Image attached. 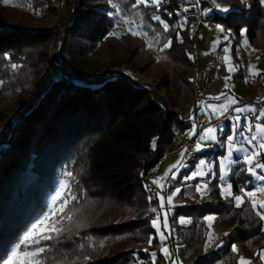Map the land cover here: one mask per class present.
<instances>
[{
	"label": "trees",
	"instance_id": "obj_1",
	"mask_svg": "<svg viewBox=\"0 0 264 264\" xmlns=\"http://www.w3.org/2000/svg\"><path fill=\"white\" fill-rule=\"evenodd\" d=\"M90 1L81 0L77 5L78 18L61 25L56 32L53 25L34 30L11 25L0 13V114L10 105L22 103L13 130L9 133V123L2 124L6 125V134L0 141V258L9 256L45 210L59 170L65 167L72 173L77 199L71 207L78 216L74 224L67 226L59 242H47L51 247L44 254L45 264L173 263L161 251L152 226L160 203L151 195L149 181L143 179L142 172L150 173L165 152H173L177 135L188 129L191 122L172 113L152 89L135 85L125 76L102 81L103 77L92 76L95 81L84 84L65 74L53 79L47 53L55 35L58 40L63 38L57 46L59 60L62 68L68 69L72 65L65 53L68 45L79 49V53L93 52L109 32L112 19L93 12L87 3ZM116 1L129 10L136 3V0ZM236 1V9L226 15L215 14L212 21L232 29L237 36L246 28L249 40L258 44L259 49L264 48V0ZM45 3L44 15L54 16L56 6L52 0ZM97 8L103 11L102 7ZM155 8L138 11L162 30L163 43L173 38L171 47L163 54L184 69L179 72L181 83L178 78L175 83L168 82L172 104L178 108L183 85L190 83L185 69L195 64L185 50V43L191 45L192 39L187 30L182 43L177 39L173 28L174 19L179 16L177 6L176 10L173 4ZM153 12L160 13L169 22L168 31L153 20ZM78 35L85 40V45L71 40ZM245 77L246 65H241L234 80L240 81L248 91L244 100L251 102L257 98L262 81L257 78L246 82ZM30 99L32 102H28ZM259 104L264 106V98ZM216 151L224 153L221 147ZM206 155L207 152L198 153L194 160ZM244 169L245 165L238 163L232 170L231 182L236 195L242 194L241 189L253 188V177ZM218 184L215 178L202 201L176 207L171 221L182 235V245L172 253L176 252L178 259L190 260L199 238L198 222L207 214L215 213L219 215L217 225L222 223L231 229L222 237L229 238L225 252L238 240L244 245L251 264H264L257 255L264 250V220L248 198L239 207L231 199H224ZM153 208L157 211L152 212ZM182 215L193 217L189 232L176 222ZM153 237L150 244L149 239ZM240 251L235 254L238 264ZM220 258L219 252L214 258H199L194 264H214Z\"/></svg>",
	"mask_w": 264,
	"mask_h": 264
},
{
	"label": "rangeland",
	"instance_id": "obj_2",
	"mask_svg": "<svg viewBox=\"0 0 264 264\" xmlns=\"http://www.w3.org/2000/svg\"><path fill=\"white\" fill-rule=\"evenodd\" d=\"M45 1L46 0H9V4L5 5L3 0H1L0 13L9 19V21L12 23L11 25L30 30L39 29L47 25H53L55 27V32L57 31L58 27L70 23L72 19L78 18L79 16L77 5L81 3V0H52L53 4L56 6V14L54 16H50L48 14L44 15L47 10V3H45ZM87 3L90 4L92 11L96 12V14L102 13L104 15H108L112 19L109 32L105 38L99 42L93 52H87L83 50V52L79 53V49L74 50V46L68 45L65 53L67 54L70 64H72L68 69H63L59 60V48L57 46L59 41H62L63 38L58 40V36L55 35L49 43L47 53L49 63L51 65V72L54 76L53 79H59L63 76H58V72L56 71L57 69H59L62 73H65V75L70 79L77 81L79 84H84L85 82L89 81L93 82L95 81L93 77H103V79L100 80L102 81L105 79H110L111 77L114 79L116 76H125L129 78L135 85L152 89L155 94L163 98L162 99L158 97L159 100L166 102L165 104H167L168 109H170L172 113L174 111L180 114L184 121L190 119L191 126L184 132L177 135V139L174 144V150L170 156L165 158L160 164L158 169L159 173L157 175L154 174V172L150 173L148 178V176L145 177L142 172L143 179L145 181H149L148 183L150 185L151 195L153 197L158 196L157 198L159 203H161L159 197L164 196L160 190L164 189L165 182L168 183L166 196H164V206L160 207L156 218L153 219L156 220L159 217V230H157L155 227L153 228L155 229L156 235L161 243V251L164 247H167L171 253L170 242L168 244V239L172 237L169 235V233H172L173 231V234L176 236V231H178V229L175 227L172 230L169 209L165 206L167 203V196L171 195L177 187H179L181 191L182 187H187L183 195H188L194 188L196 189L197 184L202 185L205 180H208L209 187L215 178L218 179L220 174L218 158L224 157L226 155V148H223L224 153L221 154L217 153L216 149H218L220 147V143H223L226 140V137L231 134L232 125L236 123L235 121H232V124L228 126V130L226 129V125H221L218 127L206 126L200 130V132H198V118H196V113L199 111L201 114L204 113L208 116L212 114L213 116H216L221 115L222 108H227L228 111H233L234 116L240 115L242 117L240 126H244L243 128L247 131V125L250 124V118L248 117L249 111L236 113L234 109L245 108L246 106H255L257 109V106L252 103L249 104L247 101H245L246 103H242V98L245 96V91L240 84V81H235L236 84H232L231 82L234 80V76L236 74L235 61L239 62V66H247L246 75L248 73L247 70L250 67L251 73L249 72L248 79L245 77L246 82L247 80H257L258 75L254 76L253 73L259 70H264V48H261L259 51L258 44L249 40L246 28H242L240 35L237 36L233 30H227L226 27L221 24L211 25L209 20H205L204 23L197 26L195 20L188 21L187 19L188 22H182L180 21L179 17H175L173 28L176 32L177 39L180 43H182L181 38L184 40V30L189 32L192 39V44L190 45L188 42H186L185 50L188 58L191 59L193 63L196 62L193 66L187 67V69H185L190 83H185L183 85V95L180 98L181 106L175 108V105L173 106L172 104L173 98L170 93L171 86L168 87V82L169 84L172 81L175 83L177 82V78L180 80L179 72L184 69L179 65L172 63L168 58H166L167 56L165 57L163 54V52L167 49L164 47V45L169 40L172 41L173 38H168L164 43L161 41L162 30H160V28H158L155 24L151 23L142 12L138 11L141 8L146 7L142 4H138L137 0L135 4L137 5L136 7L139 8L137 9L132 6L131 10L122 8V6L118 4L116 0H91ZM74 4H76V7H73ZM163 4H173L176 10V3L171 0H162V3L159 7L156 5H151L148 7L154 6L156 7L155 9L159 10ZM114 5L115 7H113ZM97 7H102L103 11ZM154 16L160 17V20L153 19L155 22L161 23L162 27L163 23L166 22L170 28L169 22L164 20L160 13L153 12L152 18ZM125 19L129 20L131 26L137 28V30L147 32V38L142 35H132L128 31L129 25H125L123 23ZM217 25L222 26L224 31H219L217 29ZM113 33H116L117 35H113ZM225 37H227V39H225ZM71 40L79 42L80 45H85V40H83L80 35L74 37V39L72 38ZM148 43H151L152 46L148 47ZM225 47L229 49L228 52L223 50ZM226 56L229 57L228 60L224 59ZM254 57L255 60L250 62L249 60L254 59ZM221 59L222 63L224 64L223 70L218 67V63ZM229 65L234 66V71L231 73L228 71ZM227 73L229 74L227 75ZM229 76H231V79L226 81L225 78ZM220 81H223L224 84L221 85V91L218 96H220L221 93H225L226 97L221 96L219 100H216L213 99L214 96H211L209 91L215 90V86L218 87L220 85ZM226 82L229 85L228 88H225ZM94 86L98 85L94 84ZM233 98L237 99L239 103L230 104V101ZM28 102H32V99H30ZM21 104L22 103L12 104L13 106L10 105V107L5 110V113L0 114V141L1 138L3 139L4 135L6 134L4 132L6 125L3 126L2 124L4 123L8 125L9 123V133L13 130L16 120L19 118ZM209 105L214 106L216 110L213 111L212 108H209ZM257 112L258 111L252 113L257 114ZM243 118L246 119V125H242ZM208 127H212L217 130L215 135L217 136L218 142L199 141L200 135H202L204 130ZM193 131H195V135L192 134ZM246 131L245 134L247 135ZM226 132V136L223 137ZM185 137H196L198 142L205 145L203 150L197 151V153L203 154L204 152H207V155L199 157L196 160L193 159L194 161L185 159L183 157L181 165L173 167L174 165H177L178 161H181V153L184 152L185 154L184 147L182 146L183 139ZM158 142L159 141H157V144ZM238 142L240 141L238 140ZM2 147L4 148V146ZM154 147L156 150L157 147L155 142ZM201 159L213 163H210L209 165L204 166L202 169H199L198 161ZM196 170H203L209 173V175L204 178L197 177L196 179H183V177L189 176L190 173ZM213 172L216 174L215 176L212 175ZM68 173L71 172L67 168H60L55 190L48 195L46 199L45 210L37 216L31 226L38 220L43 219L45 216H48V219L41 226V231L44 229H50L53 226L63 227L66 229L67 226H69L72 222L73 224L75 223L74 221L77 219L78 212H75L72 209L71 204L77 199V194L76 190L74 191L72 187V176H69ZM153 181H159V184L153 183ZM161 185H163V187H161ZM68 193H71V195L75 196L76 199L65 205L63 210L58 214L53 215L54 210L60 208L62 199ZM179 194L173 197L172 204L169 205L174 206L175 199L179 196ZM69 213L73 214L71 221L64 218ZM164 213H167L166 220ZM215 215L216 217L214 223L212 224V228L217 233V238L213 243L206 244L208 233L212 231V228L208 227V224L205 220L206 216H204L197 224L199 238L195 242L196 250L191 259L188 261L184 260L183 258L178 259L179 256L175 252L173 253L172 258H169V260L177 261L178 259V264H194V262L199 258H214V254L220 252L221 258L214 264H238L235 254H239V250H241L240 252L246 256L245 250L243 249L244 245L237 240L230 246L227 253L225 252L229 238L224 240L222 237L226 236L225 233H230L231 229L229 227H224L222 223L217 225L219 215ZM57 221H59V223H57ZM176 222L180 227H184L187 232H189V228L192 227L194 223L192 221L189 225L186 223L183 225L178 222V219ZM160 232H163L167 239L161 240ZM178 235L179 232L177 236ZM178 239L179 237L176 238V240ZM222 242H224V245L219 247ZM16 246L11 249L9 256L6 259L10 258L11 253ZM233 246H235L237 251L230 253L231 249L233 250ZM261 253H264V250ZM239 257L243 256L239 255ZM246 259H248L247 256Z\"/></svg>",
	"mask_w": 264,
	"mask_h": 264
},
{
	"label": "snow or ice",
	"instance_id": "obj_3",
	"mask_svg": "<svg viewBox=\"0 0 264 264\" xmlns=\"http://www.w3.org/2000/svg\"><path fill=\"white\" fill-rule=\"evenodd\" d=\"M213 4L217 9L223 12H228L230 9L228 6L220 5L216 3V0H212ZM3 3L5 5L9 4V0H3ZM138 4H142L145 7L151 6V5H156L159 7L162 3V0H137ZM137 5L134 4L133 7H136ZM30 7V5H29ZM115 7V5L113 6ZM211 11V9H209ZM39 14V13H37ZM153 19L155 20H160L159 16H154ZM125 25H129L128 31L132 35H142L145 38H147L148 34L147 32H142L137 30V28H134L131 26L129 20L125 19L123 21ZM134 23V22H132ZM182 27V26H181ZM163 29L164 31H168L169 25L165 22L163 23ZM217 29L221 32L224 31V28L220 25H217ZM113 35H117L116 33H113ZM227 39V37H225ZM181 42H183L181 38ZM172 41L169 40L164 47L168 48L171 47ZM148 47H151V43H148ZM163 50V49H161ZM225 52H228L229 49L225 47L223 49ZM225 60H228L229 57H224ZM12 67L15 69L17 68V65L13 64ZM228 71L231 73L234 71V66L229 65ZM253 75H259V73L254 72ZM228 79H231V76L226 77L225 80L227 81ZM229 85L227 82L225 83V88H228ZM221 96H225V93H221L220 96L214 97L213 99L219 100ZM239 101L235 98H233L230 101V104H238ZM209 108H212L213 111H215V107L212 105H209ZM222 112H227V108H222ZM234 111L236 113H243L244 111H249V112H256L257 109L255 106L248 107L246 106L245 108H235ZM261 117H264V110H260V115L256 117V119H260ZM233 120L236 122L232 125V132L230 135L226 137V140L223 143H220V147L226 148V155L224 157H220L219 159V176L218 180L220 183L217 185L221 189V193L225 199H231V201L234 203L235 206L239 207L241 206L246 198H249V202L252 204L253 209H257V214L261 215V218L264 219V200H256L253 199L254 197L257 196L258 193H264V184H259L254 191L252 190H244L241 189V192L243 195H236L232 191L233 185L228 181V177L232 171L231 165L241 163L243 165H246V170L247 173L249 174L250 177L255 178L256 181L258 182H264V160L260 159L262 155H264V125L262 124H248L247 125V133L248 135L245 134V129L240 126V122L242 120V117L240 115H236L233 117ZM216 129L212 127H208L204 130L203 134L200 135L199 141H217V136L215 135ZM254 133V134H253ZM195 135V131L192 133ZM244 141L246 144L249 146L248 148L243 147L242 145L240 147L236 146L237 141ZM218 142V141H217ZM204 144L197 142L195 145V148L193 151H202L204 148ZM211 146V145H208ZM185 152L188 150L185 149ZM240 153V157L233 159L235 153ZM184 157V152L181 153V161L177 162V165H174L173 167H177L181 165ZM210 163L213 162H208L204 159H201L198 161V166L199 169H202L204 166L209 165ZM171 171V170H170ZM69 176H71V173H68ZM209 173L203 171V170H196L193 171L192 173L189 174L187 177H183L184 180H189V179H196L197 177H207ZM213 176L216 174L213 172ZM251 181H249L250 183ZM153 183L159 184V181H153ZM208 184L209 181L205 180L204 183L197 184L196 185V190L200 192L201 197L203 198L208 194L207 189H208ZM163 187V185H161ZM181 192V189L179 187L175 188L173 193L169 196H167V203L172 204L173 197ZM76 197L71 195V193H68L61 202L60 208L57 210H54L53 215L58 214L60 211L63 210V207L67 205L70 201L75 200ZM151 199V197L149 198ZM161 206L163 207L165 197L160 196L159 197ZM152 212H156L157 209L153 208L151 210ZM165 220L167 217V213H164ZM65 219L71 221L73 218V214L69 213L67 214ZM48 219V216H45L43 219L38 220L36 223H34L30 229L24 234L22 239L20 240L19 244L13 249L10 258L8 259H3L0 258V264H45V259H44V254L46 251L51 247L50 244L46 243L48 241L56 240L59 242L60 236L66 231L65 228L63 227H51L50 229H44L41 231V226L45 223V221ZM215 217L213 216H207L205 217L206 221H213ZM159 217L156 220L152 221L153 227L157 228L159 230V223H158ZM181 224L187 223L188 221L184 220L183 218L180 219L179 221ZM59 223V221H57ZM167 226V225H166ZM208 227L211 228L212 225L211 223L208 224ZM171 235V233H169ZM227 235V233H225ZM153 238L149 239V243L151 244ZM160 239L165 240L167 237L164 235L163 232H160ZM215 241V237L212 232L208 233L206 244H211ZM103 243L100 244V247H103ZM83 247V245H81ZM146 250V249H145ZM164 255L168 258H172L173 253H170L167 247H164L162 249ZM233 251H237L235 246H233ZM260 259L264 260V253H258L257 254ZM153 256L155 254L153 253ZM173 264H178V261H174ZM239 264H251V261L244 258V257H239Z\"/></svg>",
	"mask_w": 264,
	"mask_h": 264
},
{
	"label": "crops",
	"instance_id": "obj_4",
	"mask_svg": "<svg viewBox=\"0 0 264 264\" xmlns=\"http://www.w3.org/2000/svg\"><path fill=\"white\" fill-rule=\"evenodd\" d=\"M199 1V7H200V11H201V13H202V15H203V20L202 21H198V20H196V19H194V18H189L188 19V21L189 20H195V22H196V25L198 26V25H201L202 23H204V21L205 20H209L210 21V24L211 25H215V24H221V23H216V22H213L212 21V18H213V16L215 15V14H220V15H226L228 12H230V11H232V10H234V9H236V7H237V1L236 0H216V3H218V4H220V5H222V6H224V5H226V6H228L229 7V11L228 12H223V11H220L219 9H217L216 7H215V5L213 4V2H212V0H198ZM242 1H247V0H242ZM209 9H211V11H209ZM187 21V22H188ZM221 25H223V24H221ZM223 26H225V25H223ZM227 30H232V29H229V28H226ZM193 41H194V39H193ZM261 49H259V51H260ZM254 61L255 60V57H254V59H250L249 61L251 62V61ZM194 63H196V62H194ZM235 64H236V74L238 73V71H239V69H240V64H239V62L238 61H235ZM218 67L219 68H221V70H223V67H224V64L222 63V59L219 61V63H218ZM247 67V66H246ZM247 69V68H246ZM248 71V73H247V75H246V78L248 79V77H249V72L251 73V70H250V67H249V69L247 70ZM256 73H259V75H258V78H260V80L262 81V86L258 89V93H257V98L254 100V101H251V102H247V103H252V104H255L256 106H257V114L256 113H252V112H249L248 113V117L250 118V124H262V125H264V117H261L260 119H256V117L257 116H259L260 115V110H264V106H261L260 104H259V102H260V100H262L263 98H264V70H259V71H256ZM229 73H227V75H228ZM215 77V76H214ZM247 81H252V80H247ZM232 82V84L233 83H235V80H232L231 81ZM222 84H224V82L223 81H220V85L217 87V86H215V90H212V91H209L210 92V94H211V96H214V97H217L218 95H219V93H220V91H221V85ZM236 84V83H235ZM244 89V88H243ZM244 91H245V96L244 97H247V95H248V91L246 90V89H244ZM213 97V98H214ZM242 103H246L245 102V100H244V98H242ZM224 112H222L221 113V115H216V116H213L212 114H210L209 116L207 115V114H204V113H202L201 114V112H197L196 113V118H198V117H200V116H206L207 117V119L209 120V121H212V122H214V125H209V126H216V127H218V126H221V125H226V129L228 130V126L230 125V124H232V121H234L233 120V117H234V113H233V111L232 110H227V112H226V114H223ZM243 124L242 125H246V119L245 118H243V122H242ZM242 127H244V126H242ZM246 131V130H245ZM246 133H247V131H246ZM254 134V133H253ZM247 135H248V133H247ZM243 146V147H245V148H248L249 146L246 144V142H244V141H240V142H236V146L237 147H240V146ZM220 146V145H219ZM235 156H234V159H236V158H238V157H240V153H235L234 154ZM264 158V155H262L261 157H260V159H263ZM242 163V162H241ZM238 164V163H237ZM237 164H234V165H232V170H233V167L235 166V165H237ZM245 167H247L246 165H245ZM159 173V170H157V172L156 173H154V174H158ZM231 175H232V171H231V174H230V176H229V178H228V181L230 182V183H232L231 182ZM259 184H264V182H258V181H256L255 180V178H253V188L251 189L252 191H254L255 189H256V187L259 185ZM232 185H233V183H232ZM167 188H168V183L167 182H165V185H164V189L163 190H160L161 191V193L164 195V196H166V190H167ZM187 189V187H182V191H181V193L179 194V196L175 199V203H174V206H172V205H169L168 203H166V208H168L169 209V214H170V220H171V217L175 214V212H176V207L177 206H179V205H193V204H195L196 202H200V201H202L208 194H209V192H210V186L208 187V189H207V192H208V194L206 195V196H204L203 198L201 197V194H200V192L199 191H197L195 188L188 194V195H183L184 194V191ZM244 190H246V189H244ZM232 191L234 192V189L232 188ZM246 191H248V190H246ZM239 195H243V193L242 194H239ZM221 196L223 197V195H222V193H221ZM158 197V196H157ZM224 198V197H223ZM225 199V198H224ZM249 199V198H248ZM253 199H256V200H264V193H258L257 194V196L256 197H254ZM252 205V204H251ZM164 206V205H163ZM160 207H161V203H160ZM256 212L258 211L257 209H254ZM262 214H264V213H262ZM207 216H213V217H216V215H215V213L214 214H209V215H207ZM206 216V217H207ZM259 216H261V215H259ZM184 219V220H186V221H188L186 224H191V222L193 221V217L192 216H184V215H182V216H180L179 218H178V222L180 221V219ZM215 220V219H214ZM214 220L213 221H211V222H209V221H206V223L207 224H209V223H211V225L214 223ZM264 220V219H263ZM181 224V223H180ZM171 225H172V221H171ZM184 225V224H183ZM173 226H172V230H173ZM212 228V227H211ZM210 232H212L213 233V235H214V237H215V239L217 238V233L213 230V228H212V231H210ZM177 234H178V231H176V236L173 234V231H172V233H171V237H172V241L170 240L171 238H169L168 240V244H169V242H170V247H171V253L174 251V249H176L177 250V248H180L181 247V239H182V235L181 234H179L178 236H177ZM179 237V241L178 240H176V238H178ZM171 244H173V245H171ZM208 246V245H207ZM240 256H243L244 258H246V256L244 255V254H241ZM174 262V261H173ZM169 264H173V263H169Z\"/></svg>",
	"mask_w": 264,
	"mask_h": 264
},
{
	"label": "built area",
	"instance_id": "obj_5",
	"mask_svg": "<svg viewBox=\"0 0 264 264\" xmlns=\"http://www.w3.org/2000/svg\"><path fill=\"white\" fill-rule=\"evenodd\" d=\"M174 2L176 3L177 9L179 10V19L182 22L187 21V19L189 18H194L198 21H202L203 15L200 11V5H199V1L198 0H174ZM58 73V76L60 75H64L65 73H62L59 69L56 70ZM223 114H226V112H224ZM197 125H198V132H200V130H202L203 128H205L206 126L209 125H214V122L209 121L207 119L206 116H200L197 119ZM198 142L196 137H185L183 139V143L182 146L184 147V150L187 149L188 151L185 152L184 154V158L188 159V160H193L194 158L197 157V151H193V149L195 148L196 143ZM159 142L157 144V146H159ZM172 152H165L164 155L162 156V158L160 159V161L155 165V167L152 169V171L150 173H156L157 170L159 169L160 164L162 163V161L167 158L168 156H170ZM150 173H147L146 171H143V175L145 177L150 176ZM224 242H222L219 247L223 246ZM234 252L232 249L230 251V253ZM243 254L242 252H240V255ZM178 261V259H177ZM180 263V262H179ZM237 264V263H236Z\"/></svg>",
	"mask_w": 264,
	"mask_h": 264
}]
</instances>
